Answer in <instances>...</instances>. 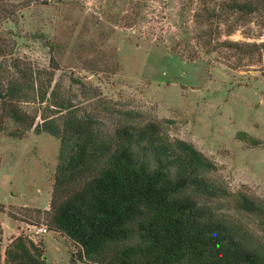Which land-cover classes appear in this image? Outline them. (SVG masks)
<instances>
[{
	"label": "rangeland",
	"instance_id": "rangeland-1",
	"mask_svg": "<svg viewBox=\"0 0 264 264\" xmlns=\"http://www.w3.org/2000/svg\"><path fill=\"white\" fill-rule=\"evenodd\" d=\"M225 1L0 0L11 17L0 29L14 34L15 58L53 71L48 93L92 115L103 133L124 120L152 122L191 143L228 193L201 203L264 242V213L239 206L241 196L264 201V10L228 14ZM47 104L20 107L39 123L42 111L53 114ZM58 148L44 132L0 133L1 253L22 234L43 239L47 264H92L76 260L64 235L35 233L36 219L47 225L33 210L49 209Z\"/></svg>",
	"mask_w": 264,
	"mask_h": 264
},
{
	"label": "trees",
	"instance_id": "trees-1",
	"mask_svg": "<svg viewBox=\"0 0 264 264\" xmlns=\"http://www.w3.org/2000/svg\"><path fill=\"white\" fill-rule=\"evenodd\" d=\"M222 6L228 14L246 16L264 10V0H229ZM5 11L0 4V22L11 20ZM8 33L0 29V133L17 138L32 129L58 140L49 209L33 212L47 220V232L60 233L78 247L76 260L264 264V242L214 216L201 203L203 198L228 195L209 178L214 165L207 157L189 142L169 140L152 122L135 125L124 120L103 133L92 115L78 114L54 88L48 93L53 71L15 58L14 34ZM31 99L47 102L53 114L42 111L35 123L36 116L20 107ZM237 135L258 145L246 133ZM239 206L264 213L261 200L241 196ZM41 224L36 219L33 225ZM1 235L0 226V264H47L43 239L20 234L2 254Z\"/></svg>",
	"mask_w": 264,
	"mask_h": 264
},
{
	"label": "built area",
	"instance_id": "built-area-1",
	"mask_svg": "<svg viewBox=\"0 0 264 264\" xmlns=\"http://www.w3.org/2000/svg\"><path fill=\"white\" fill-rule=\"evenodd\" d=\"M35 228H36L35 233H40V232L45 233L46 232L45 228H42V227H35Z\"/></svg>",
	"mask_w": 264,
	"mask_h": 264
}]
</instances>
